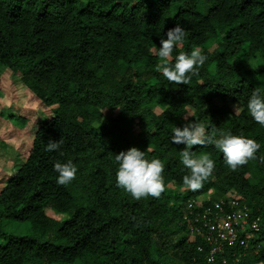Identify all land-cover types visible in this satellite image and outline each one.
Returning a JSON list of instances; mask_svg holds the SVG:
<instances>
[{"label": "trees", "instance_id": "1", "mask_svg": "<svg viewBox=\"0 0 264 264\" xmlns=\"http://www.w3.org/2000/svg\"><path fill=\"white\" fill-rule=\"evenodd\" d=\"M177 22L185 37L172 58L194 47L207 56L198 75L178 85L163 77L155 54ZM1 66L18 73L52 116L0 189V264H29L30 254L37 264H264V126L247 110L252 90L264 93V0H0ZM187 119L217 135L254 138L256 159L233 170L214 145H194L215 167L199 189H188L185 145L171 142ZM49 139L62 140L60 149L48 151ZM130 147L163 163L159 197L135 200L116 187L115 155ZM68 160L76 176L57 184L53 165ZM201 193L199 208L234 195L260 217L246 255L227 248L205 262L210 246L183 219L187 201ZM7 220L30 230L8 234Z\"/></svg>", "mask_w": 264, "mask_h": 264}, {"label": "clouds", "instance_id": "2", "mask_svg": "<svg viewBox=\"0 0 264 264\" xmlns=\"http://www.w3.org/2000/svg\"><path fill=\"white\" fill-rule=\"evenodd\" d=\"M185 37V29L182 23L177 22L169 28L165 35L160 36V47L156 49V55L160 58L157 65L159 71L168 82L175 84H188L192 76L198 75L199 68L207 60L201 48L194 47L190 52H179L174 59L173 51ZM236 111V105L234 106ZM247 110L253 120L264 126V93L258 88L252 90L247 100ZM182 127L172 129L171 142L184 144L180 151V162L188 170V174L182 177L183 184L188 189L197 190L202 183L213 173L215 161L208 153L197 155L192 146L214 145L215 149L222 153L225 164L233 170L244 165L249 159H256V153L260 144L254 139L243 134L221 132L219 135L206 129L203 123L186 120ZM62 140L49 139L46 149L48 151L60 149ZM264 160V156L260 157ZM117 169L115 172L116 187L129 193L135 200L148 196L159 197L164 191V178L162 172L164 165L158 158L146 159L145 152L137 147H130L126 151H120L115 155ZM55 172L58 173L56 183L66 185L76 176L77 166L72 160L67 162H55Z\"/></svg>", "mask_w": 264, "mask_h": 264}, {"label": "rangeland", "instance_id": "3", "mask_svg": "<svg viewBox=\"0 0 264 264\" xmlns=\"http://www.w3.org/2000/svg\"><path fill=\"white\" fill-rule=\"evenodd\" d=\"M102 111L107 112L106 109ZM51 116L50 108L21 82L18 73L0 67V189L25 160L34 131ZM207 194H198L187 202L200 204ZM46 214L57 220L63 217L51 209L46 210ZM4 229L8 234H25L30 225L24 221L7 220ZM31 232L42 239L48 235L47 232L41 234L35 227ZM252 251L257 252L258 248ZM33 255L30 254L32 261L29 264L38 263Z\"/></svg>", "mask_w": 264, "mask_h": 264}, {"label": "built area", "instance_id": "4", "mask_svg": "<svg viewBox=\"0 0 264 264\" xmlns=\"http://www.w3.org/2000/svg\"><path fill=\"white\" fill-rule=\"evenodd\" d=\"M197 205L189 201L183 219L190 233L199 235L210 246L205 262H213L215 255L223 254L227 248L241 250L237 258L246 255L247 249L251 247V235L260 227V217L251 218L248 206L234 195L220 198L202 208ZM198 250L202 251L203 246L199 245ZM225 260L221 258V261Z\"/></svg>", "mask_w": 264, "mask_h": 264}]
</instances>
